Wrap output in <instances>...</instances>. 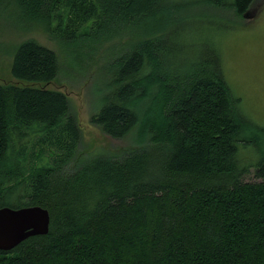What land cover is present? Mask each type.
<instances>
[{
	"label": "trees",
	"instance_id": "obj_1",
	"mask_svg": "<svg viewBox=\"0 0 264 264\" xmlns=\"http://www.w3.org/2000/svg\"><path fill=\"white\" fill-rule=\"evenodd\" d=\"M253 1L0 0L65 52L25 40L0 83V208L50 218L0 264H264V125L211 40ZM62 67L93 68L89 122L127 146L79 153L68 96L48 88Z\"/></svg>",
	"mask_w": 264,
	"mask_h": 264
},
{
	"label": "rangeland",
	"instance_id": "obj_2",
	"mask_svg": "<svg viewBox=\"0 0 264 264\" xmlns=\"http://www.w3.org/2000/svg\"><path fill=\"white\" fill-rule=\"evenodd\" d=\"M244 14L246 17L243 21H226L228 29L222 27L224 31H217L220 36L218 41L216 38L211 40L217 47L221 46L228 82L242 98L246 113L257 123L264 125V0H254ZM16 21L12 9L0 15V83L15 82L11 74L13 53L25 40L33 39L39 45L55 50L59 56L65 55V52L57 50L55 39L50 38L43 29L23 30ZM239 23L241 24L238 25ZM92 69L73 68L69 71L68 68L62 67L57 78L48 87L68 96L81 134L79 153L85 156L104 153L107 146L115 152L122 143L123 147L129 144L105 138L101 131L89 122L93 112L91 103L93 105L99 99L94 89L96 85L89 82ZM88 93L91 97H88ZM25 142H28V138L18 141L19 154L25 150L28 144ZM246 180H254L252 174L248 175ZM3 202L16 205L17 199L11 198Z\"/></svg>",
	"mask_w": 264,
	"mask_h": 264
},
{
	"label": "water",
	"instance_id": "obj_3",
	"mask_svg": "<svg viewBox=\"0 0 264 264\" xmlns=\"http://www.w3.org/2000/svg\"><path fill=\"white\" fill-rule=\"evenodd\" d=\"M49 222L48 211L39 206L0 208V251L8 252L30 237L47 234Z\"/></svg>",
	"mask_w": 264,
	"mask_h": 264
}]
</instances>
